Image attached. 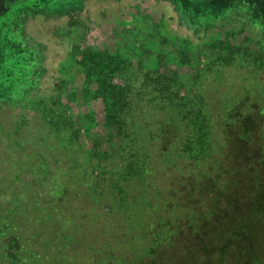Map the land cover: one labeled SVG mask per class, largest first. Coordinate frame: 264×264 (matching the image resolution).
<instances>
[{
	"label": "trees",
	"instance_id": "trees-1",
	"mask_svg": "<svg viewBox=\"0 0 264 264\" xmlns=\"http://www.w3.org/2000/svg\"><path fill=\"white\" fill-rule=\"evenodd\" d=\"M168 1L174 6L178 26L185 27L199 41L194 50L182 56L190 68L187 81L176 69L164 64L151 68L109 48L70 45V65L81 72L85 84L94 87L91 99L100 100L103 107V132L90 144L86 142L82 121L94 124L93 119L89 115L78 119L70 113L64 102L68 80L57 69L48 74L45 44L25 38L24 21L20 23V17L38 13L45 19L64 18V28H78L82 33L89 30L90 16L81 1L58 10L23 6L12 17L11 35L6 43L0 42V107L31 112L41 132L28 135L35 141L30 152L34 165H20L8 158L6 170L0 169V264H54L63 256L59 250L50 257L47 248L54 245V239L47 241L49 234L44 235L45 229L37 227L40 218L33 215L34 204L44 211L48 209L46 204L52 193L45 192L49 188L44 184L51 179V159L39 144L43 141L49 142L47 150L51 156L59 152L56 161L69 157L70 168L79 170L88 181L91 179L87 188L93 192L113 187L121 195L132 185L148 188L150 176L161 165L167 170L177 165L174 158L188 159L187 168L205 167V159L214 150L213 139L220 132L227 142L239 141L247 146V168L257 167L252 162L257 156L264 168V25L253 38L244 36V26L257 14L263 18L264 14L255 0H239V7L244 4L252 12L240 7L239 11L218 16L213 8L204 7L205 12L195 24L183 17L175 0ZM168 19L175 20L173 16ZM224 22L239 23V31L229 32L232 38L224 41L221 51L208 49L205 39ZM18 23L22 25L19 27ZM54 33L60 37V27ZM237 38H241L240 42ZM0 132L6 134L1 128ZM6 142L9 148L19 146L17 131ZM254 143L257 147L249 150ZM226 157L218 172L202 179L203 190L214 191L217 199L208 215L196 220L194 226L188 225L193 235L200 233V225L204 224H200L201 220L209 222L216 210H221L224 200L220 197L226 196L223 190L233 182L227 171L237 165L230 152ZM26 174L38 176L33 181L23 180ZM221 175L223 180H218ZM153 204L159 207L155 201ZM147 220L140 234L142 239L151 237V243L135 264H142L153 250L175 245L181 235L178 224L169 228L168 221ZM42 241L44 244L39 246ZM258 264H264V260Z\"/></svg>",
	"mask_w": 264,
	"mask_h": 264
},
{
	"label": "rangeland",
	"instance_id": "rangeland-1",
	"mask_svg": "<svg viewBox=\"0 0 264 264\" xmlns=\"http://www.w3.org/2000/svg\"><path fill=\"white\" fill-rule=\"evenodd\" d=\"M79 1L90 16L89 30L82 33L78 28L75 31L64 28V18L50 16L45 19L38 13L28 18L20 17V23L24 21L22 27L25 38L45 44L48 53V74L57 69L68 80L69 88L64 102L70 113L78 119L84 120V115L93 119L94 124L82 121L86 142L90 144L92 139L103 132V107L100 100L91 99L94 87L85 84L81 72L70 65V45L81 43L96 48H109L137 61L141 60L145 66L151 68L164 64L170 69H176L184 81H187L191 73L190 68L183 63L182 56L194 50L199 41L193 38L185 27L178 26L174 6L168 0H20L0 21V26H3L0 27V42H7L11 35L9 27L12 17L17 16L23 6H38V10H58L64 5ZM175 1L183 17L189 18L195 24L199 23L204 7L213 8V13L218 16L226 15L231 10L239 11L241 8L252 12L247 10L244 4H241L240 8L239 0ZM255 1L260 13L264 14V0ZM171 16L175 20L170 21L168 18ZM256 16V19L251 17L253 20L244 26V36L253 38L257 30H263L261 25H264V18L260 14ZM244 19L247 20L246 17ZM20 23L19 27L22 25ZM238 24L219 23L220 26L210 31L205 39L208 49L221 51L224 41L232 38L229 32L239 31ZM59 27L60 37L54 33ZM236 40L240 42L241 38ZM2 56L0 55V59ZM0 128L6 131L5 135L0 132V169L6 170L8 158L20 165H34L35 162L30 160V152L35 141L28 135L40 134L37 118L28 111L0 107ZM15 131L20 140L19 146L9 148L6 140H10ZM213 141L214 150L205 159V167L187 168L185 164L188 159L174 158L177 167L167 170L165 165H161L160 170L150 176L148 188L132 185L130 190L121 195L113 187L93 192L87 188V184L92 183L91 179L88 181L79 170H72L68 164L69 157L56 161L59 152L55 151L51 156L47 150L49 142L39 143L51 159V179L44 185L49 188L45 189V192L52 193L46 204L48 209L44 211L34 204L33 215L40 218L37 227L39 225V228L45 229L44 235L49 234L47 241L54 239V245L47 248L50 257L59 250L63 255L60 256L61 260L58 257L54 264L139 263L144 250L151 243V237L142 239V233L140 234L143 226L147 224V218L153 221H168L166 224L169 228L172 224H178L181 235L175 245L151 251L142 264L263 262L264 168L261 167V160L257 156L252 159L257 167L247 168L246 145L239 141L227 142L221 132L216 133ZM251 146L249 150L255 149L257 143ZM229 152L237 167L231 165L227 171L233 182L223 190L226 196L220 197L224 200L221 210H216L211 221L201 220L200 224H204H199L200 233L193 235L188 225L194 226L196 220L208 215L217 199L214 191L203 190L205 188L202 179L218 172L219 165L227 161L225 157L229 156ZM161 163L165 164L163 161ZM37 176L26 174L23 180L26 178L33 181ZM223 178L224 175H221L218 180ZM258 179L261 182L258 183ZM200 189L203 191L200 192ZM154 201L159 207L152 205ZM158 225L162 226V223ZM164 230L166 231V227ZM40 244L44 242L39 243V246Z\"/></svg>",
	"mask_w": 264,
	"mask_h": 264
},
{
	"label": "flooded vegetation",
	"instance_id": "flooded-vegetation-1",
	"mask_svg": "<svg viewBox=\"0 0 264 264\" xmlns=\"http://www.w3.org/2000/svg\"><path fill=\"white\" fill-rule=\"evenodd\" d=\"M17 1H20V0H4L3 2V8L1 9L0 11V21L2 19V17L9 13L10 10L12 9L13 5L17 2Z\"/></svg>",
	"mask_w": 264,
	"mask_h": 264
},
{
	"label": "water",
	"instance_id": "water-1",
	"mask_svg": "<svg viewBox=\"0 0 264 264\" xmlns=\"http://www.w3.org/2000/svg\"><path fill=\"white\" fill-rule=\"evenodd\" d=\"M3 2H4V0H0V11L3 8Z\"/></svg>",
	"mask_w": 264,
	"mask_h": 264
}]
</instances>
